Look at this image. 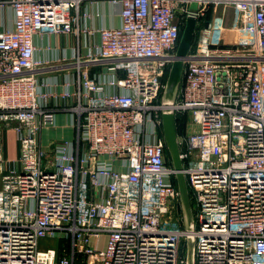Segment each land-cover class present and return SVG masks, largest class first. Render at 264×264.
<instances>
[{
	"label": "built area",
	"instance_id": "built-area-1",
	"mask_svg": "<svg viewBox=\"0 0 264 264\" xmlns=\"http://www.w3.org/2000/svg\"><path fill=\"white\" fill-rule=\"evenodd\" d=\"M99 2L119 8L117 27L80 24ZM193 3L196 26L233 8L253 35L230 43L211 15L171 107L194 264H264V0H0L12 14L0 25V141L11 129L19 144L15 161L0 153V264H185L161 96ZM72 34L97 43L57 62L36 56V38ZM52 62L74 77L40 80Z\"/></svg>",
	"mask_w": 264,
	"mask_h": 264
},
{
	"label": "crops",
	"instance_id": "crops-1",
	"mask_svg": "<svg viewBox=\"0 0 264 264\" xmlns=\"http://www.w3.org/2000/svg\"><path fill=\"white\" fill-rule=\"evenodd\" d=\"M85 10L84 7L81 9V13ZM86 11L90 15V18L85 22L81 19L80 24H85L89 28H99V27H117L119 25V8L112 6L107 2H99L86 8ZM234 9L228 8H216L212 12V18L214 19L215 25L217 27H229L234 19ZM0 25L4 29L11 28L12 26V14L9 10L5 9L0 13ZM224 41L229 38L228 36L223 37ZM84 38L82 35L79 37L72 35L68 36H44L43 38H36L34 40L35 47L37 49L36 56L48 60V62L60 60L62 58L69 59L72 57L73 52L77 49L81 52H85L83 48L85 41L92 45L97 43L96 37L94 38ZM53 62L46 65V67L40 71L39 79L48 80L52 84H57L63 80H69L72 78V71H66L64 66L60 63H55L52 68H48ZM56 66V67H55ZM70 70V69H69ZM93 70V69H92ZM94 71V70H93ZM74 77V76H73ZM67 121L65 115H60L58 117L59 125L65 124ZM55 136L57 138L62 136L61 132H56ZM43 143L46 144L49 138L47 132H43ZM0 153L1 157L9 162L15 161L19 155V144L17 142L16 135L11 129H4L1 132L0 141ZM5 169L2 164H0V178L4 174Z\"/></svg>",
	"mask_w": 264,
	"mask_h": 264
},
{
	"label": "water",
	"instance_id": "water-1",
	"mask_svg": "<svg viewBox=\"0 0 264 264\" xmlns=\"http://www.w3.org/2000/svg\"><path fill=\"white\" fill-rule=\"evenodd\" d=\"M196 11L197 5L195 3L191 4L189 6V14L186 17L183 29L181 30L178 46L175 51V58L170 65L161 96V104L165 107L161 113L163 140L170 164L176 171L175 183L179 192L183 227L185 232L189 234L185 241V264H194L195 260V243L194 238L190 235L194 231V216L187 180L182 172L183 163L180 158L176 120L174 111L171 107L174 105L181 87L185 60L192 48L197 23L194 14Z\"/></svg>",
	"mask_w": 264,
	"mask_h": 264
},
{
	"label": "rangeland",
	"instance_id": "rangeland-1",
	"mask_svg": "<svg viewBox=\"0 0 264 264\" xmlns=\"http://www.w3.org/2000/svg\"><path fill=\"white\" fill-rule=\"evenodd\" d=\"M231 25L228 27V31H225L226 33H224V31H222V33H224V35L229 34L230 36H232L233 41L230 43H236V44L245 43V44H247V43H250L252 41L253 35H252L249 27L243 26V28H238L233 23ZM217 32H218V30L216 31V33ZM56 246H57V242H55V241L42 240L40 242L39 249L44 250L47 248H54Z\"/></svg>",
	"mask_w": 264,
	"mask_h": 264
},
{
	"label": "trees",
	"instance_id": "trees-1",
	"mask_svg": "<svg viewBox=\"0 0 264 264\" xmlns=\"http://www.w3.org/2000/svg\"><path fill=\"white\" fill-rule=\"evenodd\" d=\"M210 18H211V10H210V12L206 15V17L203 19V20H201L200 21V24L198 25V26H196V33H195V35H194V39H193V43H192V47L194 46V44H195V39L197 38V32H198V30H199V28L200 27H202V26H204L209 20H210ZM203 21V22H202ZM183 26H184V22H182V28H183ZM182 28H181V30H182ZM180 34H181V31H180ZM176 130H177V135L178 136H180L181 134H182V129H180L179 127H178V124H177V127H176ZM168 157V156H167ZM190 200H191V197H190ZM192 204V203H191ZM184 252H186V248H185V246H184Z\"/></svg>",
	"mask_w": 264,
	"mask_h": 264
}]
</instances>
